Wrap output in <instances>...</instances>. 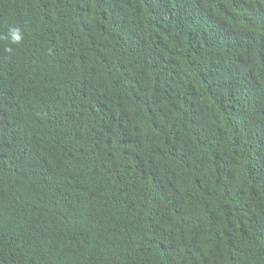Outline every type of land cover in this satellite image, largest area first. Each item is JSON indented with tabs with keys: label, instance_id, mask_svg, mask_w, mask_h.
I'll return each instance as SVG.
<instances>
[{
	"label": "trees",
	"instance_id": "trees-1",
	"mask_svg": "<svg viewBox=\"0 0 264 264\" xmlns=\"http://www.w3.org/2000/svg\"><path fill=\"white\" fill-rule=\"evenodd\" d=\"M0 264H264V0H0Z\"/></svg>",
	"mask_w": 264,
	"mask_h": 264
},
{
	"label": "clouds",
	"instance_id": "clouds-1",
	"mask_svg": "<svg viewBox=\"0 0 264 264\" xmlns=\"http://www.w3.org/2000/svg\"><path fill=\"white\" fill-rule=\"evenodd\" d=\"M8 36L10 37L11 42L16 44L20 43L23 38L21 29L12 26L9 27ZM8 51H11V49H8Z\"/></svg>",
	"mask_w": 264,
	"mask_h": 264
}]
</instances>
